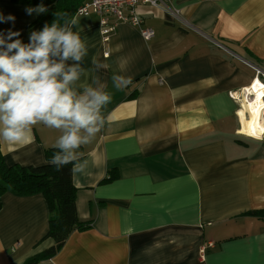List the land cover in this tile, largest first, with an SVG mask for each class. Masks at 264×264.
<instances>
[{
  "label": "crops",
  "instance_id": "crops-1",
  "mask_svg": "<svg viewBox=\"0 0 264 264\" xmlns=\"http://www.w3.org/2000/svg\"><path fill=\"white\" fill-rule=\"evenodd\" d=\"M26 7L0 0L23 43L38 31ZM137 12L150 41L121 23L103 42L93 15L68 26L87 49L65 62L79 63L70 87L103 85L111 102L104 127L78 149L85 173L72 171L78 221L89 228L36 264H264V221L247 215L264 209V135H239L231 98L264 74V0H165ZM114 75L132 83L117 90ZM60 134L37 124L30 142L0 151L8 165L38 167ZM48 217L42 194L4 193L0 264L52 248Z\"/></svg>",
  "mask_w": 264,
  "mask_h": 264
},
{
  "label": "clouds",
  "instance_id": "clouds-1",
  "mask_svg": "<svg viewBox=\"0 0 264 264\" xmlns=\"http://www.w3.org/2000/svg\"><path fill=\"white\" fill-rule=\"evenodd\" d=\"M31 16L46 11L44 6L26 7ZM16 17L0 12V143L14 145L30 142L37 124L58 130V149L49 163L57 169L72 163L73 173H85L87 162L80 163L78 149L89 144L104 127L102 108L111 102V95L100 88L85 87L77 94L70 85L79 79V62L87 49L79 34L59 27L54 21L42 30L33 31L23 43L21 33L13 31ZM77 23L75 19L72 24ZM99 63L98 61H94ZM113 86L122 90L132 83L131 77L114 75Z\"/></svg>",
  "mask_w": 264,
  "mask_h": 264
},
{
  "label": "trees",
  "instance_id": "trees-1",
  "mask_svg": "<svg viewBox=\"0 0 264 264\" xmlns=\"http://www.w3.org/2000/svg\"><path fill=\"white\" fill-rule=\"evenodd\" d=\"M7 1L15 5L34 8L41 5L44 6L46 11L39 13L36 20L38 31H40L45 24L51 26L54 21L59 27L68 28L72 19L77 16L76 12L78 8L89 3L91 0ZM138 28L149 27H145L142 23L136 29L138 30ZM28 42L24 43L27 44ZM57 151L56 147L44 149L45 163L38 167L8 165L0 151V207L2 195L10 192L19 196L40 193L44 197L48 208V232L46 237L51 238L54 241V245L49 250L29 259L24 264H36L39 261L53 257L62 248L72 232L84 231L89 228V226L81 224L78 221L75 188L72 184V163L60 169L49 163ZM111 180L113 178L109 177L106 182ZM247 215L264 221V209L249 212Z\"/></svg>",
  "mask_w": 264,
  "mask_h": 264
},
{
  "label": "built area",
  "instance_id": "built-area-1",
  "mask_svg": "<svg viewBox=\"0 0 264 264\" xmlns=\"http://www.w3.org/2000/svg\"><path fill=\"white\" fill-rule=\"evenodd\" d=\"M164 2L165 0H91L89 3L79 7L76 15L97 16L102 41L107 42L118 23H127L134 28L139 27L143 23L137 12L139 5L156 7L164 4ZM138 33L144 41H149L154 37V31L151 28H138ZM256 73V77H263L259 70ZM243 90L239 92V95L242 94ZM234 95H231V98L234 101H238Z\"/></svg>",
  "mask_w": 264,
  "mask_h": 264
},
{
  "label": "bare ground",
  "instance_id": "bare-ground-1",
  "mask_svg": "<svg viewBox=\"0 0 264 264\" xmlns=\"http://www.w3.org/2000/svg\"><path fill=\"white\" fill-rule=\"evenodd\" d=\"M238 99L239 135L261 139L264 135V84L254 77Z\"/></svg>",
  "mask_w": 264,
  "mask_h": 264
},
{
  "label": "rangeland",
  "instance_id": "rangeland-1",
  "mask_svg": "<svg viewBox=\"0 0 264 264\" xmlns=\"http://www.w3.org/2000/svg\"><path fill=\"white\" fill-rule=\"evenodd\" d=\"M261 81H262V83L264 84V74H263V77H258Z\"/></svg>",
  "mask_w": 264,
  "mask_h": 264
},
{
  "label": "water",
  "instance_id": "water-1",
  "mask_svg": "<svg viewBox=\"0 0 264 264\" xmlns=\"http://www.w3.org/2000/svg\"><path fill=\"white\" fill-rule=\"evenodd\" d=\"M258 78V77H257Z\"/></svg>",
  "mask_w": 264,
  "mask_h": 264
}]
</instances>
